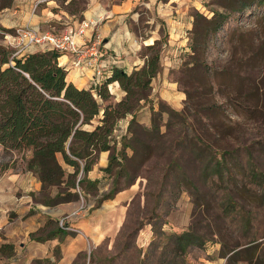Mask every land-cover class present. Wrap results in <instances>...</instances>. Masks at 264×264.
<instances>
[{
    "label": "rangeland",
    "instance_id": "1",
    "mask_svg": "<svg viewBox=\"0 0 264 264\" xmlns=\"http://www.w3.org/2000/svg\"><path fill=\"white\" fill-rule=\"evenodd\" d=\"M12 1L0 0L1 15ZM206 7L210 12L201 14L207 20L219 12L228 20L212 34L213 25L200 19L189 31L187 52L177 48L175 53L177 46H172L175 54L163 63L170 80L178 83L180 98L169 91L171 99H161L152 88L135 131L129 134V124L122 121L127 142L141 151L142 143L131 138L146 141L149 157L127 150L117 187L136 192L124 225L77 264H160L163 246L155 255L149 247L154 224L167 234L189 229L204 233L210 226L216 234L209 245L220 250L244 244L245 232L263 237L264 189L255 184L252 169L264 175V0H209ZM4 33L0 26V45L16 52ZM154 121L160 130L142 135V127L151 129ZM224 152L232 153L220 166ZM230 199L240 208L231 207ZM243 217L252 219L251 227L242 223Z\"/></svg>",
    "mask_w": 264,
    "mask_h": 264
},
{
    "label": "crops",
    "instance_id": "2",
    "mask_svg": "<svg viewBox=\"0 0 264 264\" xmlns=\"http://www.w3.org/2000/svg\"><path fill=\"white\" fill-rule=\"evenodd\" d=\"M37 1L13 0L0 14V26L11 34L18 28L62 33L76 28L83 20L99 21L97 30L104 39L103 57L108 61L117 59L116 66L129 74L145 65L146 48L158 42L162 69L151 87L160 92L161 99H171L166 96L169 91L176 92L171 94L174 98H180L178 83L170 80L163 61L178 49L188 51L183 48L194 27L195 15L206 11L209 0H43L36 9ZM172 46H177L175 53ZM24 49L20 56L41 51L38 46ZM69 62L66 56L59 59L60 66H69ZM66 69L68 83L78 89L92 87L91 70L80 71L71 66ZM109 89L113 103L126 96L118 82ZM146 109L142 108L140 115ZM126 121L129 123L128 119ZM121 129L122 122L115 134L117 141L126 134ZM5 153L0 148V264H77L81 255L113 237L123 227L136 189H122L112 198L103 199L113 185V179L104 171L109 165V151L99 153L86 176L89 181H98L95 189L82 190L78 202L59 205L40 201L42 183L28 169V161L33 156L31 150ZM59 159L63 164L62 158ZM56 194L53 190L52 196ZM66 217L67 225L73 230L60 227L59 221ZM144 232L148 234L147 230ZM141 238L142 235L139 242ZM2 247L5 248L3 254ZM194 263L227 264V260L220 255V246L213 244L199 251Z\"/></svg>",
    "mask_w": 264,
    "mask_h": 264
},
{
    "label": "trees",
    "instance_id": "3",
    "mask_svg": "<svg viewBox=\"0 0 264 264\" xmlns=\"http://www.w3.org/2000/svg\"><path fill=\"white\" fill-rule=\"evenodd\" d=\"M200 19L213 25L211 33L216 34L228 17L219 12L207 20L197 13L195 27ZM146 50L152 54H145V65L141 69L129 74L115 65L100 85L78 89L67 82L68 72L59 64V53L41 50L17 56L8 47L0 45V148L5 152L32 151L28 169L42 183L41 202L59 205L80 201L77 188L81 191L95 189L98 181H89L86 176L99 153L108 151L111 153L109 165L104 171L114 178L111 191L103 199H110L121 190L117 186L124 171L123 160L127 157V150L131 149L136 156L140 153L145 158L149 157L150 147L146 141L131 138L142 143L141 151L127 142L128 132L131 134L139 126L137 115L143 105L149 103L152 81L162 69L160 43L156 42ZM195 50L198 51L197 47ZM115 82L126 93L118 103L111 102L109 89ZM153 112L154 116L160 115V112ZM128 118V132L117 141L115 134L119 124ZM152 125L151 129L142 127L140 133L149 136L160 130L155 121ZM231 153L224 152L218 164L223 165ZM210 162L206 173L211 168ZM64 165L72 171L66 170ZM252 176L255 184L264 189V175L252 169ZM54 189L58 192L52 196ZM230 200L231 207H239ZM261 206L264 207L263 201ZM251 220L243 217L242 223L251 227ZM153 232L155 237L149 247L153 248L155 255L163 246L160 264H195L197 257L193 256L194 252L204 251L216 234L210 226L204 233L189 229L167 234L156 224ZM158 236L161 238L159 241ZM242 238L244 244L237 243L233 249L223 247L220 250V255L227 258V264H264V241H261L264 235L259 237L245 232ZM4 249L2 247V254Z\"/></svg>",
    "mask_w": 264,
    "mask_h": 264
},
{
    "label": "built area",
    "instance_id": "4",
    "mask_svg": "<svg viewBox=\"0 0 264 264\" xmlns=\"http://www.w3.org/2000/svg\"><path fill=\"white\" fill-rule=\"evenodd\" d=\"M43 0L36 3L38 7ZM99 21L83 20L76 28H71L62 33L47 30L44 33L29 28H18L14 33H4L5 39L11 47L16 48L14 55L20 56L25 52L26 46H38L44 51H55L61 56L69 57L71 68L80 71L91 70L93 72V85H100L112 73L116 60H106L102 54L104 39L98 33ZM60 59V58H59ZM66 64V68H69ZM65 67V66H62ZM80 196L82 191L77 188ZM1 218V212H0ZM68 218L59 221L61 228L73 230L67 225Z\"/></svg>",
    "mask_w": 264,
    "mask_h": 264
}]
</instances>
